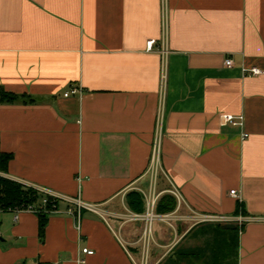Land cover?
Here are the masks:
<instances>
[{
	"label": "crops",
	"instance_id": "0c3cea01",
	"mask_svg": "<svg viewBox=\"0 0 264 264\" xmlns=\"http://www.w3.org/2000/svg\"><path fill=\"white\" fill-rule=\"evenodd\" d=\"M254 68L264 72V0H0V87L32 100L0 105V152L12 155L1 175L101 209L82 210L77 230L60 202L42 234L37 215L1 212L0 264L194 254L198 229L216 224L131 219L128 193L142 196L138 215L156 196L160 216L176 210L174 198L172 212H155L172 190L180 216L241 221L236 263L264 264V73ZM72 89L81 93L64 97Z\"/></svg>",
	"mask_w": 264,
	"mask_h": 264
},
{
	"label": "built area",
	"instance_id": "2783aa9c",
	"mask_svg": "<svg viewBox=\"0 0 264 264\" xmlns=\"http://www.w3.org/2000/svg\"><path fill=\"white\" fill-rule=\"evenodd\" d=\"M150 44H149V49H150ZM224 64L226 66H230L232 64L231 60H225ZM264 72H261L260 70L257 69H251L248 71V74L251 76H258L260 74H262ZM81 91L79 89H72L68 92H66L64 94V97H68L70 95H77L80 94ZM221 122L222 124H231L232 126H242V117L240 118H233L232 116H228V115H224L221 116ZM247 135H243V138H246ZM156 151L153 153L152 156V163H151V168H150V172H151V176L153 178V181H155V177H156V173H157V155H156ZM22 185V184H21ZM26 188H30L34 191H36L37 193L42 195V198L40 200V202H38V204H29L27 206H20V207H13V208H7L4 210H0L1 212H10L12 214H14V221H17L18 219V215L22 212H28V213H32L35 214L37 216H45V217H50V216H54L60 213L58 206L60 202H64L65 204H67V209L65 211V214L69 217H71L76 224V228L77 230H79L80 228V220H81V212L82 210L94 213V214H101V209L99 206L97 205H90L87 203H84L80 200L79 197L76 198H70L64 195H60L48 190H44L41 188H37L31 185H23ZM169 194L175 198L176 202H177V207L176 210L173 213L167 214V215H160L157 216L154 214V206L157 200L156 196H151L148 197V205H147V212L144 215H138V214H134L131 219L136 221V220H142L144 221L147 225L151 224L152 221L154 220H159V221H164V222H170V221H174V220H178V221H187V222H191L192 224H221V225H225V224H234L238 227L241 226V221H237L233 218H227V217H221V216H208V215H199L196 214L194 212H191L190 215L188 216H180L178 215L179 209L182 205L181 202V197L179 196V194L172 190L169 191ZM230 196L237 199V200H241L240 196L237 194L236 191H230ZM104 218V216H103ZM238 223V224H237ZM81 253L83 255L86 256H91L94 254L93 251L89 250V249H82ZM85 260H78V264H85Z\"/></svg>",
	"mask_w": 264,
	"mask_h": 264
},
{
	"label": "trees",
	"instance_id": "16d2710c",
	"mask_svg": "<svg viewBox=\"0 0 264 264\" xmlns=\"http://www.w3.org/2000/svg\"><path fill=\"white\" fill-rule=\"evenodd\" d=\"M32 100H30L27 96H18L13 93L6 92L2 87H0V105H14V104H27L31 103ZM12 159V155L5 154L0 152V174H6L8 164ZM42 198V195L37 193L36 191L26 188L25 186L13 182L11 180H8L6 178H3L0 176V210H4L7 208H13V207H20V206H27L29 204H38ZM126 203L129 207V209L136 213V214H142L144 211V204L142 200V196L140 193L136 191H132L127 194L126 196ZM175 209V200L170 195H165L162 197L161 200L156 204L155 212L158 214L161 213H167L172 212ZM40 219L39 222V232L42 234L46 218L45 216H38ZM236 226V225H235ZM202 228V227H201ZM210 230V231H209ZM200 231H205L204 228L200 229ZM209 234L213 235L214 242L216 243V238H220L221 241L220 244L222 246L221 249H229L231 246L234 247L235 252L237 253V232H238V226H236V229L233 231H228L223 229V225L216 224L215 227H211L207 231ZM234 232V236L231 237L230 234ZM198 233V231H197ZM202 233V232H201ZM203 236H205L204 232L202 233ZM208 244L209 241L207 240ZM231 242L233 244H231ZM205 245V248L210 250L211 257L214 258L213 260H210V258H207V260H204L202 264H230L227 262V256L223 255L221 253V249L219 250L220 256L222 257V262L217 261V249H214L213 246ZM213 244V243H212ZM219 244V246H220ZM212 250V251H211ZM200 251V250H199ZM204 252V250H201L199 253ZM198 253V252H196ZM194 256L191 252H185V251H173V253L169 256L167 260V264H182V261L187 260L188 258H192ZM193 264V263H191Z\"/></svg>",
	"mask_w": 264,
	"mask_h": 264
},
{
	"label": "rangeland",
	"instance_id": "374dc122",
	"mask_svg": "<svg viewBox=\"0 0 264 264\" xmlns=\"http://www.w3.org/2000/svg\"><path fill=\"white\" fill-rule=\"evenodd\" d=\"M0 176L1 177H3L1 174H0ZM3 178H5V177H3ZM212 227V226H211ZM200 228V227H199ZM208 229H210V226H208V225H206L205 227H204V230L205 231H200V229H198L199 230V232H204V234H206L205 236H203V234H202V237L205 239L204 241H194L196 244L195 245H197V246H199V245H201V249H200V251L201 250H204V252H201V253H199V250L198 251H196V252H198V253H196L195 251H194V256H193V258H192V263L193 264H202L203 263V261L204 260H207V258H210L212 255H211V252H210V250L209 249H207V247L205 248V245H207L208 244V242H207V240L209 241V244L208 245H212L213 246V248L214 249H217V256H218V259H217V261H221L222 262V257L220 256V253H219V250L222 248V246H221V244H220V242L219 241H221V239L220 238H216V243L214 242V237L212 236V239H211V235H209V233H207V231H208ZM210 231V230H209ZM210 236V237H209ZM230 236L231 237H233L234 236V232H232L231 234H230ZM207 237V238H206ZM213 243V244H212ZM219 244H220V246H219ZM231 244H233L232 242H231ZM211 246V247H212ZM222 251H221V253L223 254V255H226L227 256V262H229L230 264H237L236 262H237V253L235 252V250H234V247L233 246H231V248H229V249H221ZM212 251V250H211ZM214 259V258H213ZM212 258H210V260H213Z\"/></svg>",
	"mask_w": 264,
	"mask_h": 264
},
{
	"label": "water",
	"instance_id": "95a60500",
	"mask_svg": "<svg viewBox=\"0 0 264 264\" xmlns=\"http://www.w3.org/2000/svg\"><path fill=\"white\" fill-rule=\"evenodd\" d=\"M223 229L228 230V231H233L236 229V226L233 224H225V225H223ZM0 240H1V238H0Z\"/></svg>",
	"mask_w": 264,
	"mask_h": 264
}]
</instances>
